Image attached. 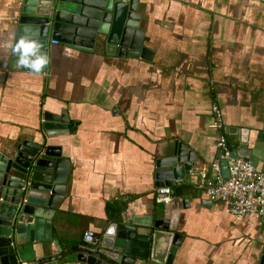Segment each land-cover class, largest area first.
Returning <instances> with one entry per match:
<instances>
[{
    "label": "crops",
    "instance_id": "0c3cea01",
    "mask_svg": "<svg viewBox=\"0 0 264 264\" xmlns=\"http://www.w3.org/2000/svg\"><path fill=\"white\" fill-rule=\"evenodd\" d=\"M137 2L144 57L47 41L49 63L35 75L11 56L22 0H0V149L38 140L45 111L65 114L68 125L47 140L68 159L55 236L24 243L18 262L86 264L71 253L82 247L84 230L102 234L123 216L162 208L156 161L178 143L194 161L177 183L187 202L168 264H259L264 223L253 213L231 215L199 184L220 164L219 134L231 155L264 170V0ZM214 105L221 130L213 126ZM59 240L74 248L61 256ZM155 258L135 264L167 262L163 252Z\"/></svg>",
    "mask_w": 264,
    "mask_h": 264
},
{
    "label": "water",
    "instance_id": "95a60500",
    "mask_svg": "<svg viewBox=\"0 0 264 264\" xmlns=\"http://www.w3.org/2000/svg\"><path fill=\"white\" fill-rule=\"evenodd\" d=\"M137 7V0H22L14 36L38 40L43 53L47 41H55L88 51L96 45L106 53L117 48L126 56L144 57ZM41 119L38 140L13 141L0 149V264H19L18 249L24 243L55 236L52 221L65 193L68 159L47 140L67 133L68 125L63 113L45 111ZM193 161L186 148L175 143L156 161V185L173 188L170 202L151 215L123 216L120 223L108 225L94 235L99 242L95 249L71 252L75 260L135 264L148 257L158 261L157 252H163L168 264L181 238L176 233L179 211L187 202L180 198L177 183L189 174L192 164L187 163ZM220 166L227 178V161L221 159ZM259 264H264V247Z\"/></svg>",
    "mask_w": 264,
    "mask_h": 264
},
{
    "label": "built area",
    "instance_id": "2783aa9c",
    "mask_svg": "<svg viewBox=\"0 0 264 264\" xmlns=\"http://www.w3.org/2000/svg\"><path fill=\"white\" fill-rule=\"evenodd\" d=\"M212 115L214 128L221 130L220 112L215 105L212 107ZM216 145L220 150L219 158L227 161L228 177L222 176L221 166L216 161L209 167L214 176L211 179L203 176L199 187L210 201L221 202L231 215L253 213L264 223V170H257L249 160L231 156L224 135L219 134ZM172 197L171 187L161 186L156 189L158 203L168 204ZM82 241V247L87 250H93L99 245L90 229L82 232Z\"/></svg>",
    "mask_w": 264,
    "mask_h": 264
},
{
    "label": "clouds",
    "instance_id": "9594fccd",
    "mask_svg": "<svg viewBox=\"0 0 264 264\" xmlns=\"http://www.w3.org/2000/svg\"><path fill=\"white\" fill-rule=\"evenodd\" d=\"M9 44L17 68L27 69L31 73L39 75L48 65V56L41 51L38 40L14 36Z\"/></svg>",
    "mask_w": 264,
    "mask_h": 264
},
{
    "label": "trees",
    "instance_id": "16d2710c",
    "mask_svg": "<svg viewBox=\"0 0 264 264\" xmlns=\"http://www.w3.org/2000/svg\"><path fill=\"white\" fill-rule=\"evenodd\" d=\"M223 135V134H222ZM225 137V136H224ZM59 245H60V248H61V252H60V255L64 256L65 253L69 250V249H72L74 247L73 246V243H70V242H67V241H64V240H59ZM71 246V247H70ZM76 246V245H74ZM76 248V247H75Z\"/></svg>",
    "mask_w": 264,
    "mask_h": 264
}]
</instances>
